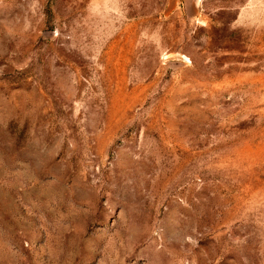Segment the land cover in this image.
Instances as JSON below:
<instances>
[{
	"label": "rangeland",
	"instance_id": "obj_1",
	"mask_svg": "<svg viewBox=\"0 0 264 264\" xmlns=\"http://www.w3.org/2000/svg\"><path fill=\"white\" fill-rule=\"evenodd\" d=\"M0 264H264V0H0Z\"/></svg>",
	"mask_w": 264,
	"mask_h": 264
},
{
	"label": "crops",
	"instance_id": "obj_2",
	"mask_svg": "<svg viewBox=\"0 0 264 264\" xmlns=\"http://www.w3.org/2000/svg\"><path fill=\"white\" fill-rule=\"evenodd\" d=\"M203 1L204 0H171L174 4L178 3L182 6L189 16H194L197 13L198 8Z\"/></svg>",
	"mask_w": 264,
	"mask_h": 264
}]
</instances>
